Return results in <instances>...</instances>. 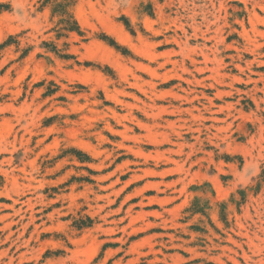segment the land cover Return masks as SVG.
Here are the masks:
<instances>
[{"label": "rangeland", "instance_id": "obj_1", "mask_svg": "<svg viewBox=\"0 0 264 264\" xmlns=\"http://www.w3.org/2000/svg\"><path fill=\"white\" fill-rule=\"evenodd\" d=\"M0 264H264V0H0Z\"/></svg>", "mask_w": 264, "mask_h": 264}]
</instances>
